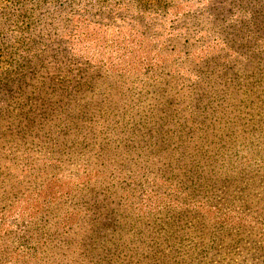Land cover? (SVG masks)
Segmentation results:
<instances>
[{"label": "rangeland", "instance_id": "rangeland-1", "mask_svg": "<svg viewBox=\"0 0 264 264\" xmlns=\"http://www.w3.org/2000/svg\"><path fill=\"white\" fill-rule=\"evenodd\" d=\"M0 264H264V0H0Z\"/></svg>", "mask_w": 264, "mask_h": 264}]
</instances>
